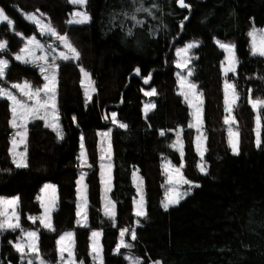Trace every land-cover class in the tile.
Returning a JSON list of instances; mask_svg holds the SVG:
<instances>
[{"label":"trees","instance_id":"16d2710c","mask_svg":"<svg viewBox=\"0 0 264 264\" xmlns=\"http://www.w3.org/2000/svg\"><path fill=\"white\" fill-rule=\"evenodd\" d=\"M88 0L91 21H68L70 0H0L15 23L0 24V55L10 59L5 84L38 76L36 66L18 62L20 50L37 27L20 9H41L48 20L77 48L79 58L59 61L58 104L61 131L41 119L30 122L27 167H17L9 152L10 101L0 96V196L18 195L20 225L0 229V264H28L14 246L27 230L39 234L41 256L59 264L58 239L74 230L75 258L93 264V229H102L103 264H264V105L260 106L262 141L256 143L255 111L249 98L264 101V57L251 53L248 31L264 27V0ZM137 9H147L137 11ZM236 42L237 73L224 74V52L214 39ZM200 41L193 59V79L205 97L208 136L207 173L200 172L189 107L178 93L176 48ZM91 72L96 92L87 102L81 71ZM137 69L139 72L137 73ZM150 77V83H146ZM232 81L240 95L235 106L240 152L233 154L225 122L224 82ZM155 108L144 116L145 88ZM18 93V92H17ZM19 94V93H18ZM119 121L113 123L111 110ZM111 127L115 215L102 214L99 169L101 132ZM183 129L184 173L198 182L194 191L165 209L163 160L181 162L172 147L175 130ZM163 133V134H162ZM81 138L86 149L89 220L77 217V176ZM138 169L146 191V215L135 225ZM46 181L57 185L53 227L42 226L39 193ZM122 229H134L128 245L118 246ZM131 256L133 262L127 257Z\"/></svg>","mask_w":264,"mask_h":264},{"label":"rangeland","instance_id":"374dc122","mask_svg":"<svg viewBox=\"0 0 264 264\" xmlns=\"http://www.w3.org/2000/svg\"><path fill=\"white\" fill-rule=\"evenodd\" d=\"M88 2V0H87ZM86 2V4H87ZM71 3V0H70ZM73 8L70 11L68 21H72L73 19H79V17H75L74 14L76 12H84L86 13L91 21V14L85 9L86 4L84 5H76L73 4ZM0 9L3 10L4 16L7 17V20H4L0 18V24L2 22H9L11 25L15 23L14 17L10 16L6 10L2 7L0 4ZM21 14L24 16V18L29 21L30 23L34 24L37 27L38 33H31L26 36L25 43L20 48L19 51H17L14 54L15 59L18 62L21 63H30L34 64L42 77V83L38 84L37 79L38 76H34L33 78H25L23 81L12 83L11 86H8L5 84V75H6V69L10 64V59L7 58L4 55H0V61H6L7 65L4 68V74L0 76V96L6 97L10 101V108H11V118H10V124L11 127L14 129V132L10 139V147L9 152L12 157V160H20V153H26V162H27V150H26V143L28 138V128L31 121L39 119L37 116L44 117L43 120L45 125L51 128H54L59 131V134H62L61 131V114L59 111V104H58V85H59V61L61 60H67L64 59V56H68L69 59H76L74 57V54L70 51L68 47L65 46V43L63 40L60 39V37H67L64 33L59 32L54 25L48 20L47 15L41 10H25L20 9ZM29 16H34L35 20L29 19ZM42 25H47V28H42ZM54 29V33L52 31H49L48 29ZM255 31L256 33V39L257 42L259 41V37L261 33H264V27L253 25L250 27L248 34H249V42H250V49L251 53L253 54V36L251 35ZM33 41L32 43H29V41ZM68 43L71 44L73 48H77L69 41L67 38ZM217 46L224 52V59L222 64V70L225 74V69L229 67L231 56L228 50L225 48H222L220 45H231L234 46V56H235V72H227L228 73H237L238 69V57L236 52V42L233 41H226L220 38L214 39ZM0 42H4L7 45V41L3 40ZM219 42V43H218ZM200 41L197 39L189 40L185 42L183 45L176 48V66L178 68L177 75H178V93L182 97L183 101L187 104L190 110L191 114V120L189 122V125L195 130V137H194V143L196 152L198 154V167L200 169V165L204 164V166L207 169L206 164V155H207V149H208V136L205 128V97L200 89L197 82L194 81V69L192 67L193 59L196 57L195 49L198 47H193L191 49H188L187 52H184L182 50L187 49V46L189 44H196L199 45ZM259 55V54H254ZM22 57V59H17V57ZM264 57V56H262ZM88 73L89 77H85L84 73ZM189 72H191V75H189ZM55 76L56 82H55V109L52 108V101L49 99L53 95L51 92H46L44 90L45 85L49 84V80L45 79V77L51 78L52 76ZM90 78V79H89ZM183 78V81H182ZM228 82L229 84H234L232 81L225 80V82ZM225 82H224V100H225V119L227 118L229 120V123L227 124V135H228V141L230 139H235V137L229 136V129L232 130V132H238L236 128L237 119L235 116V106L238 103L240 99V95L238 91H235L239 95V99L236 100V102L233 104L232 101V89L229 88L225 89ZM147 83H150V79H147ZM189 84H195L196 88L190 89L188 87ZM81 85L83 88V92L86 98L87 102H91L93 100L94 94L96 92L95 82L91 75V72L85 68H82L81 71ZM27 86V87H26ZM51 87V85H49ZM95 89V91H92V89ZM154 88H145L144 94L147 92H151ZM37 90H39V97L32 96L31 98L26 95V92L35 93ZM19 94H18V93ZM146 95V94H145ZM8 96H13L16 98L17 101H19L21 104H25L30 108L37 107V99L43 104L45 101H48V107L40 108L39 112L37 114H34L32 116H29L28 119L25 121L22 119V112L23 110L19 108V105H15L17 108V112L14 114L12 109L14 107L13 101L8 98ZM89 96H91V99H89ZM187 96V99L185 98ZM147 100L145 101L143 105V115L146 116L150 111L145 113V106L154 104L151 100L149 95H146ZM227 99V103H226ZM259 100V99H253L249 98V102L253 107L252 101ZM202 101V104L200 103ZM261 106V105H260ZM260 106L253 107L255 111V134H256V140H257V131L259 130V136L260 141H262V118H261V112H260ZM197 107L202 109V122H198L196 117L194 116V113L196 112ZM229 108H231V111H229ZM113 113H115V120H113ZM259 116L260 124L259 129L257 126V117ZM58 118V119H57ZM110 118L113 121V123L123 124L119 121L118 113L116 110H111L110 112ZM13 119L16 120L17 127H13L12 121ZM125 125V124H124ZM195 125V126H192ZM26 131V137H23L25 140L24 143H20V140L22 137L18 135V133H23ZM111 127L105 128L100 135V142H99V169H100V182H101V194H102V214L113 216L112 213H116L115 208L112 206L113 200L111 198V192L113 189V157H114V151L112 147V139H111ZM239 133V132H238ZM183 129L181 127L177 128L175 130V137L172 142V147L176 149L181 157L180 163H175L171 158H167L163 160L162 162V168L163 172L165 174V182H164V198L162 201V204L164 206V203L166 202V197L174 195V192L179 193H188L184 196L186 198L188 195H190L193 191L195 186L198 185V182H193L189 180L184 173V149H183ZM199 138V139H198ZM13 140L17 141V144L14 148L13 146ZM238 137V141H239ZM261 144V143H260ZM230 145V143H229ZM231 152L233 154H238L240 152V141L238 143V153H234L232 150V147L230 145ZM201 151H203V157H201ZM79 158L82 163V168L78 172L77 176V217L79 219V222L86 223L89 218L87 216L88 211V187H87V174L85 170V164L87 161V154L85 145L83 142V138H81L80 148H79ZM16 164V163H15ZM175 169H179V172H177ZM201 172V171H200ZM203 173V172H201ZM205 174V173H203ZM181 177L183 179H186L188 181H191V184H183L181 182ZM171 178V179H170ZM133 181L137 190V196L134 202V211L136 215L137 211V202L141 200V197H143V208L146 212V191L145 186L142 181L140 172L138 169L135 170L133 174ZM183 198V199H184ZM181 199L180 201H182ZM15 200L16 203L14 205H6L3 203H0V223H4L5 221H8L10 223L16 224L18 223L20 225V214L18 210V204H19V197L18 195H1L0 201H12ZM39 200L42 207V212L39 216V219L41 221V224L46 229H51L53 227V215L57 206L58 202V191H57V185L52 181H46L39 193ZM176 204H169L170 206H173ZM168 207V208H169ZM145 216V215H144ZM144 216H137L136 215V221L135 225L141 224L140 219ZM46 224H50L51 227H45ZM8 228V227H5ZM125 229H122L124 231ZM128 230V229H127ZM134 231L128 230L125 232L123 236V240L125 244H128L129 238L128 236H131V233ZM29 232H35L36 237L34 238V242L37 246V251L33 252L29 247V243L33 242V239L30 238L27 233ZM99 233L98 236L94 237L93 233ZM121 232L119 237L118 246H120L121 242ZM67 233H72L71 238H66L63 242H61L60 238L62 236H65ZM39 234L30 229L23 233L21 240L17 242L14 246L16 247L17 244H20L24 246V251L22 253H25V259L27 260V263L29 264V261H31V264H51L44 260V258L41 256L39 251V241H38ZM132 238V236H131ZM1 241V238H0ZM74 230L73 229H67L63 231L58 239V253L61 257V261L59 264H85L83 262H79L75 258V252H74ZM94 246L98 250L94 251ZM117 246V248H118ZM61 247H64L65 249H69L67 251L61 252ZM117 248L115 251H117ZM1 249V247H0ZM92 257H93V264H103V251H102V229L96 228L92 230L91 233V245H90ZM120 249V247H119ZM118 252V251H117ZM132 262L133 259L130 255L127 256ZM135 264V263H134ZM150 264H163L160 260L152 261Z\"/></svg>","mask_w":264,"mask_h":264},{"label":"snow or ice","instance_id":"6c2138e0","mask_svg":"<svg viewBox=\"0 0 264 264\" xmlns=\"http://www.w3.org/2000/svg\"><path fill=\"white\" fill-rule=\"evenodd\" d=\"M87 0H71V3L73 4H76V5H84L86 4ZM179 3H180V6L181 7H188V5H186L184 3V0H179ZM140 10H145L147 11V9H137V11H140ZM75 17H79V19H73L72 21H70V23H79V24H83V23H87L89 20H90V17L84 13V12H76L74 14ZM0 18L4 19V20H7V17L4 16V13H3V10L0 9ZM29 19H32V20H35V17L34 16H29L28 17ZM48 26L47 25H42V28H47ZM49 31H52L54 33V29H48ZM253 36V54H259L260 56H264V33H261L260 37H259V41L257 42V39H256V33L255 31L251 34ZM61 40L64 41L65 43V46L68 47L70 49V51L74 54V57L75 58H79V53L76 51L75 48H73L71 46L70 43H68L67 41V37H60ZM33 41H29V43H32ZM219 43V42H218ZM198 45L196 44H189L187 46V49H184L182 51L184 52H187L188 49H191L193 47H196ZM222 48H225L226 50H228V52L230 53V56H231V61H230V64H229V67L225 69V74H227V72L231 71V72H235L236 68H235V65H236V61H235V56H234V46H231V45H225V44H221L220 45ZM6 47V43L4 42H0V50H3L4 48ZM64 59H69L68 56H64L63 57ZM17 59H22V57H17ZM7 65V62L6 61H0V76H2L4 74V68L6 67ZM139 72V70L137 69V73ZM85 77H89V74L88 73H84ZM189 75H191V72H189ZM45 79H48L49 80V84H46L45 85V88L44 90L46 92H51L53 93V95L51 97H49V99L52 101V108L55 109L56 105H55V82H56V78L55 76L53 75L51 78H48V77H45ZM90 79V78H89ZM150 79V77H149ZM182 81H183V78H182ZM145 82L147 83V80H145ZM49 85H51V87H49ZM27 87V86H26ZM188 87L190 89H195L196 88V85L195 84H189ZM231 88L232 89V103L234 104L236 102V100L239 99V95L236 93L235 91V85L234 84H229L227 81L225 82V89H226V93H227V89ZM92 91H95V89L93 88ZM26 95H28L30 98L34 95L36 96L37 98L39 97V90H37L35 93H31V92H26L25 93ZM146 95H149V96H152V95H155V89H153L151 92H147L145 93ZM9 99H11L13 101V104H14V107L12 109L13 113L15 114L17 112V108L15 107V105H19V108L23 110L22 112V119H24L25 121L28 119L29 116H32L34 114H37L39 112V109L40 108H45L47 109L48 107V101H45L43 104H41V102L39 101V99H37V107H34V108H30L28 107L27 105L25 104H21L19 101L16 100L15 97L13 96H8ZM187 99V96L185 97ZM89 99H91V96H89ZM227 99H226V103H227ZM200 103L202 104V101H200ZM252 104H253V107H257V106H260V105H264V101L262 100H254L252 101ZM153 108H155V105L154 104H150V105H146L145 106V113H147L148 111L152 110ZM229 111H231V108H229ZM194 116L196 117L197 121L198 122H202V109L197 107L196 109V112L194 113ZM37 118L39 119H43L44 117L42 116H37ZM58 119V118H57ZM113 120H115V113H113ZM225 122L226 123H229V120L226 118L225 119ZM259 124H260V120H259V116L257 117V126H258V129H259ZM12 125L13 127H17V124H16V120L13 119L12 121ZM192 126H195V125H192ZM120 127H127V125H124V124H121ZM163 134V133H162ZM18 135H20L22 137V139L20 140V143H24L25 140L23 139V137H26V131L23 132V133H18ZM229 136L230 138L231 137H235V139H230L229 143L232 147V150L234 153H238V137H239V133L238 132H232L231 129H229ZM60 138L62 139V134L60 135ZM199 139V138H198ZM256 143H257V146L259 147L260 146V136H259V130L257 131V140H256ZM17 144V141L16 140H13V146L15 148ZM21 159L20 160H14V163H16V166L17 167H27V162H26V153H20L19 154ZM201 157H203V151H201ZM177 172H179V169H175ZM200 171L203 172V173H207V169L206 167L204 166V164H201L200 165ZM171 179V178H170ZM181 182L183 184H191V181H188L186 179H183L181 177ZM198 186V185H197ZM188 193H179V192H174V195L172 196H168L166 197V202L164 203V208L167 209L169 207V204H178L180 202L181 199L184 198L185 195H187ZM0 203H3V204H6V205H14L16 203L15 200H12V201H0ZM143 197H141V200L137 202V211H136V215L137 216H144L146 215V212L144 211V208H143ZM113 208L115 207L114 205L112 206ZM112 215H114V213H112ZM5 227H8V228H18L19 227V224L16 223V224H13V223H10L8 221H5L4 223H0V229H3ZM45 227H51L50 224H46ZM128 230L125 229L124 231L121 232V242H120V246H118L117 248V251H119V247H131V245H128V244H125L124 240H123V236L125 234V232H127ZM27 235L33 239V242L29 243L28 247L33 251V252H36L37 251V246L34 242V238L36 237V233L35 232H29L27 233ZM72 233H67L65 234V236H62L60 238L61 242H63L66 238H71L72 237ZM99 233H93V236L96 237L98 236ZM131 236H132V239L134 240L136 238V235H135V232L133 231L131 233ZM16 249L17 251L19 252H23L24 251V246L20 245V244H17L16 245ZM69 249H65L64 247H61V252H64V251H67ZM94 251H97L98 253V250L95 248L94 246ZM29 264H31V261H29ZM41 264H43V262H41Z\"/></svg>","mask_w":264,"mask_h":264}]
</instances>
